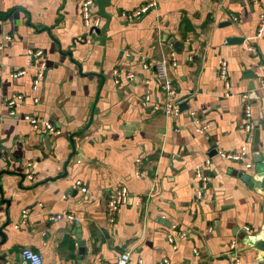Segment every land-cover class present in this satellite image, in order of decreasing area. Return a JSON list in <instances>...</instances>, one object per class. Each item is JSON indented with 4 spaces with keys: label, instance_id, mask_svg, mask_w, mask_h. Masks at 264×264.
Instances as JSON below:
<instances>
[{
    "label": "crops",
    "instance_id": "0c3cea01",
    "mask_svg": "<svg viewBox=\"0 0 264 264\" xmlns=\"http://www.w3.org/2000/svg\"><path fill=\"white\" fill-rule=\"evenodd\" d=\"M80 1L0 0V156L10 161L0 159V170L25 173L21 184L19 176H1L10 204H0V227L8 220L3 231L14 250L7 259L22 264L20 249L28 247L44 264H116L124 252L128 264H228L234 252L242 263L256 261L254 250L242 249L240 232L244 225L252 234L261 231L264 196L239 176L256 166L254 131L246 142L239 96L252 82L256 126L264 119V0H157L134 21L123 13L146 0H109L106 32H100L105 20L93 5L101 25L89 35ZM229 37L242 41L229 44ZM33 48L43 51L46 67L34 91L36 68L27 55ZM170 53L176 60L169 69L179 94L176 117L155 109L162 92L153 81L145 83L153 80L154 67L141 68ZM222 60L231 97L223 95L217 76ZM16 70L24 74L14 79ZM130 71L135 81L125 79ZM245 71L257 76L245 77ZM11 95L20 96L14 115L5 103ZM192 113L209 123L206 132L195 130ZM31 115L51 122L59 135L56 149L44 148L49 157L36 167L41 155L26 118ZM79 130L76 153L65 166L68 137ZM244 144L249 155L241 163L216 154ZM258 150L262 169L264 129ZM198 170L206 186L196 199ZM118 186L131 197L110 223L106 200ZM23 209L28 214L22 219ZM56 214L77 221L53 219ZM232 241L236 251L229 250Z\"/></svg>",
    "mask_w": 264,
    "mask_h": 264
},
{
    "label": "built area",
    "instance_id": "2783aa9c",
    "mask_svg": "<svg viewBox=\"0 0 264 264\" xmlns=\"http://www.w3.org/2000/svg\"><path fill=\"white\" fill-rule=\"evenodd\" d=\"M94 1L95 0L80 1L82 24L85 28V32L87 33L89 31L90 33L93 32L94 31L93 29H97L101 25V20L99 16L91 11L94 5ZM156 6H157V0H146L141 5L134 7L129 11L124 12L123 15L126 20L134 21L142 17L146 13H148L151 9L155 8ZM261 21L262 23H264V19H262ZM247 49L252 52L254 51V48L252 46H247ZM27 55L30 61L32 62V64H34L36 68L34 79L32 80V87H31V89L34 91L36 90L38 83L41 81V79L44 76V72L46 68L45 60L43 58L44 56L43 51L38 48L29 49ZM175 64H176V60L174 56L170 53L168 54V56H162V58H160L153 64L143 63L141 65L142 70H149L152 68V66L154 67L153 80L147 79L145 80V83L149 84L151 81H153L160 88L163 98L160 103H157L155 105V109H161L163 113L169 117H174V116L176 117L179 112V107H178L179 94L169 75V69L175 66ZM115 73H117V70H115ZM23 74H24V70H16L11 73V77L16 79ZM217 76L223 82V88H224L223 95L225 97L233 96V93L231 92V83L228 78L226 61L224 60L220 61L218 65ZM125 79L127 81H135L137 79L136 74L131 71L127 72L125 73ZM19 98H20L19 95H11V97H7L5 103L6 106L9 108L8 110L9 115H14V111L12 108L15 105L16 99ZM239 98L241 101V109H242V129L245 133L246 142H247L252 138L251 135L255 128L254 120L252 117V105H251V100L248 99V92L241 94ZM33 101L37 102L38 101L37 97H33ZM26 118L32 124L34 130L45 131L53 134L57 132L54 125L47 120L41 121L36 116H32V115L26 116ZM191 120L195 127V130L198 131L199 133H204L209 128V123L206 120H202V119L200 120L196 118L193 113ZM259 122H260L259 126L261 128H264V119H261ZM216 154H218L223 159L234 160L241 163L243 162L244 159L247 158V156L249 155V151L247 146L244 144L239 146V149L237 151L217 149ZM251 165L252 164H247V168H251ZM195 175L202 182L201 186L197 189L195 194V198L199 199L202 197L201 196L202 190H204L206 186V176L200 170H198ZM75 184L80 188L82 193H85L87 191L86 187L82 186L80 181H76ZM130 197H131L130 194L128 193L127 189L124 186H118L109 191L106 200V213L110 223H113L115 221L119 207L123 204H127L128 201L130 200ZM137 199L139 202L140 198ZM27 214H28V210L23 209L21 211L20 216L23 219L27 216ZM62 216L66 217L71 221H77V218H75L71 214H64V215L56 214L52 218L59 219ZM242 231L247 234H252L254 232L252 227L248 225H244L242 227ZM229 250L236 251L235 241L229 242ZM234 253L235 254L232 257H230L228 264H249V263H242L240 259L236 256V252ZM19 254L22 264H44L43 258L40 255V253L28 247L21 248ZM128 260H129V253L124 252L119 255L116 264H128L129 262ZM163 262L165 264H170L168 259H163ZM251 264H264V262L256 260Z\"/></svg>",
    "mask_w": 264,
    "mask_h": 264
},
{
    "label": "water",
    "instance_id": "95a60500",
    "mask_svg": "<svg viewBox=\"0 0 264 264\" xmlns=\"http://www.w3.org/2000/svg\"><path fill=\"white\" fill-rule=\"evenodd\" d=\"M109 5V0H95L94 1V6L97 7V13L98 15L103 18L105 20V23L103 24V26L100 29V32L102 34H104L108 28L109 25V21L111 19V15L105 11V8ZM94 31L96 29H93ZM99 30V29H97ZM87 33V32H86ZM90 34V31L88 32V35ZM172 39H170L169 41L171 42ZM240 41H242L241 38H237V37H229L227 38V42L230 43H240ZM178 43L175 42L174 45L176 46ZM254 77L257 76L255 75V73L253 71H245L243 73V75L245 77ZM248 99L249 100H254L257 99V95L254 91V85L252 82H250L248 84ZM92 117H93V112H91V118L90 121L88 122V126H90L91 121H92ZM260 122H258L255 126L254 129V144L256 145L254 147L255 151L253 152V156H255L256 158L254 159V163L256 166L253 170L252 173H240V177L241 179L247 183V186L250 189H254L256 191H258L259 193H261L264 196V168L260 169L261 164L263 163L261 156L259 155V150H258V144H259V139H260V133L262 131V129L259 125ZM36 135H38V146L35 145V148L38 149L40 151V157L36 158L33 164V167H36L37 164L41 161V159H45L47 157H49V155L47 153L44 152V148H47L49 151L51 150H55L56 147L58 146V137L59 135H50L48 132L45 131H37L35 130ZM83 134V130H79L77 132L72 133L71 135H69L68 140H69V145L71 148V151L69 152V154L67 155V159L65 161V166L68 164V162L70 161L71 157L73 155H75L76 153V144H75V138L77 139L79 136H81ZM49 136H53L52 138H49ZM81 150V149H79ZM1 155V153H0ZM0 159L2 160H6L8 163L10 162L8 159H4V157L0 156ZM253 164L251 165V168L253 167ZM19 167H22V164L19 163ZM24 169H29L30 167L24 168ZM16 175L19 176L20 178V183L23 181L24 177H25V173H23L22 171H16V170H9V169H3L0 170V204H5L6 207H9L10 204V200L8 198H5L4 195V184L1 181V176L2 175ZM66 175V172L65 174ZM263 211H264V203H263ZM9 224L8 220H6V222L0 227V262L1 264H12L8 259L7 256H10L13 253V247H7V234L4 233L3 229ZM77 232V234H76ZM73 233H75L76 238L78 239L77 245L80 246L79 248V253L80 255L83 254L84 250H85V242L80 238V231L79 228H75L73 229ZM241 243L244 244V247L242 249H252L256 252V256H255V260L257 261H263L264 262V222L262 224L261 227V231L258 233H254V234H244L241 237Z\"/></svg>",
    "mask_w": 264,
    "mask_h": 264
},
{
    "label": "rangeland",
    "instance_id": "374dc122",
    "mask_svg": "<svg viewBox=\"0 0 264 264\" xmlns=\"http://www.w3.org/2000/svg\"><path fill=\"white\" fill-rule=\"evenodd\" d=\"M256 146V145H255ZM245 233L240 232V237H242Z\"/></svg>",
    "mask_w": 264,
    "mask_h": 264
}]
</instances>
